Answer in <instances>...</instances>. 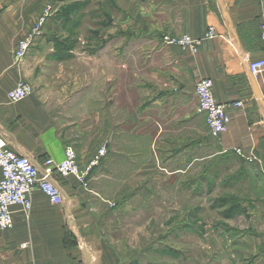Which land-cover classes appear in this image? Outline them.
Segmentation results:
<instances>
[{"label": "crops", "instance_id": "obj_1", "mask_svg": "<svg viewBox=\"0 0 264 264\" xmlns=\"http://www.w3.org/2000/svg\"><path fill=\"white\" fill-rule=\"evenodd\" d=\"M0 6V145L40 165L46 158L63 161L71 145L86 181L56 173L62 204L35 189L29 212L14 206V226L0 232V264L138 262V245L127 239V215L138 213L139 175L158 170L155 157L165 160L173 185L195 173L236 175L229 187L240 199L239 216L230 229L206 232L229 237L230 245H215L214 262L201 264H264V72L255 76L249 69L264 56V0L142 2L137 104L118 97L127 86L112 88L118 57L71 50L58 59L47 30L60 25L52 20L45 32L32 34L47 0H0ZM211 26L216 36L207 38ZM164 33L202 40L193 51L162 43ZM23 38L29 50L17 59ZM202 78L213 79L216 100L229 105L232 121L217 137L199 108L195 88ZM21 80L33 85V93L11 102L8 92ZM238 101L242 106L233 105ZM144 136L150 159L138 166Z\"/></svg>", "mask_w": 264, "mask_h": 264}, {"label": "rangeland", "instance_id": "obj_2", "mask_svg": "<svg viewBox=\"0 0 264 264\" xmlns=\"http://www.w3.org/2000/svg\"><path fill=\"white\" fill-rule=\"evenodd\" d=\"M147 1L47 0L46 12L32 34L45 32L44 23L52 20L60 26L57 30H47L49 40L73 44V53H105L118 57V67L112 64L111 73L117 76L112 79V88L127 86L126 94L118 97L123 100L126 96L127 101L132 98L134 102L138 92V37L144 32L138 30V19L144 16L140 5ZM83 2H86L85 7L72 12L67 19L65 7ZM166 35H161V42L170 45L165 42ZM149 141V136L139 141L143 151L138 166L150 159ZM153 159V169L158 170H153L154 174L139 175L138 213L127 215L128 243L138 245V262L132 264L213 263L214 246L230 245L231 239L206 232L230 229L231 220L239 216L240 199L230 196L229 187L236 185V175L212 172L201 178L195 173L183 184L179 180L178 185H173L167 178L165 160ZM231 207H234L233 212L227 216Z\"/></svg>", "mask_w": 264, "mask_h": 264}, {"label": "built area", "instance_id": "obj_3", "mask_svg": "<svg viewBox=\"0 0 264 264\" xmlns=\"http://www.w3.org/2000/svg\"><path fill=\"white\" fill-rule=\"evenodd\" d=\"M1 13L2 7L0 6ZM260 29L261 38L264 42V15ZM215 36L216 30L211 26L207 38ZM164 39L170 45L190 47L193 51L198 50L202 40L187 34L181 36L166 35ZM29 46V38L20 39L15 51L16 58L22 59L27 54ZM249 69L255 76L263 73L264 56L253 60ZM213 87V79L202 78L197 82L195 92L199 100V108L206 115L207 126L211 134L217 137L227 131L232 117L228 111L229 105L219 103L216 100ZM33 90V85L30 82L21 80L8 92V98L11 102H18L31 95ZM233 105L242 106V102L238 101ZM103 154L104 150L101 149L99 156ZM0 170V232L14 226V206H20L25 212L32 209V195L35 189H40L54 205L63 203V193L53 178L56 173L64 177L73 175L85 184V174L80 170L77 153L71 145L66 147L63 161L57 163L51 158H46L42 165L28 156L0 145Z\"/></svg>", "mask_w": 264, "mask_h": 264}, {"label": "trees", "instance_id": "obj_4", "mask_svg": "<svg viewBox=\"0 0 264 264\" xmlns=\"http://www.w3.org/2000/svg\"><path fill=\"white\" fill-rule=\"evenodd\" d=\"M85 5H86V2L71 3L67 7H65L64 12L68 16L67 19L70 18L69 16H70V14H72V12H74L76 10H81L83 7H85ZM54 44H55L56 54H59L58 59L63 60V59H66L67 57L72 55V53H70V52H71V48L74 46L73 44L72 45H66V43L63 42L62 40H55ZM223 201H226V199H224ZM233 208L234 207H231L227 211V213H226L227 216H231V213L233 212Z\"/></svg>", "mask_w": 264, "mask_h": 264}]
</instances>
